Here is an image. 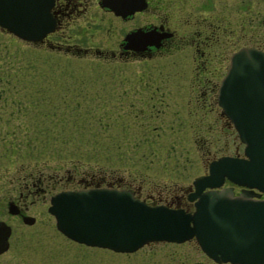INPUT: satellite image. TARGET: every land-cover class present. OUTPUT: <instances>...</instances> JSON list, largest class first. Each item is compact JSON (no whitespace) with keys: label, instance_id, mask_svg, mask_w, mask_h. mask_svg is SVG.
Here are the masks:
<instances>
[{"label":"flooded vegetation","instance_id":"af4514ba","mask_svg":"<svg viewBox=\"0 0 264 264\" xmlns=\"http://www.w3.org/2000/svg\"><path fill=\"white\" fill-rule=\"evenodd\" d=\"M47 3L51 29L35 41L14 35L16 38L77 57L93 53L102 65L149 62L150 66L140 73H122L115 83L124 79L127 87L112 89L107 94L145 95L141 103L135 105L131 100L127 105L135 106L138 112L146 111L148 121L170 111L179 124L180 112L191 126H200V118L207 128L225 133L226 148L231 147V151L207 158L199 175L205 174L208 162L219 156L245 158L244 143L218 101V88L230 68L233 51L248 47L264 54V0H48ZM0 30L8 32L4 27ZM103 79L113 84L115 77L112 74ZM84 81L80 78L66 90L81 93ZM96 82L88 78L86 83ZM14 181L0 184V245L5 242L0 248V264H187V258L175 250L159 251L153 247L157 243L176 242L151 241L127 252L72 239L57 227L48 207L51 198L62 191L122 189L148 204L191 210L193 200L188 199L193 190L191 182L177 191L167 187L146 188L112 173L80 171L75 167L21 169ZM221 186L230 187L233 194L245 192L254 198H264L263 191L228 178H224ZM100 251H110L114 256L107 257ZM135 251L148 252L135 254ZM197 251L213 264H230L214 262L199 247Z\"/></svg>","mask_w":264,"mask_h":264},{"label":"rangeland","instance_id":"374dc122","mask_svg":"<svg viewBox=\"0 0 264 264\" xmlns=\"http://www.w3.org/2000/svg\"><path fill=\"white\" fill-rule=\"evenodd\" d=\"M99 61L93 53L77 57L39 48L0 30V184L14 183L21 169L75 167L177 191L199 176L207 158L231 151L225 133L207 128L200 118L202 124L194 127L179 112L176 124L174 113L163 111L148 121L146 111L127 105L141 103L145 95L107 94L127 87L124 79L115 83L122 73H140L149 62ZM112 74L113 84L105 82ZM80 78L81 93L66 90ZM88 78L96 84L86 83ZM153 247L175 250L187 264H213L193 239ZM142 252L148 251L134 253Z\"/></svg>","mask_w":264,"mask_h":264},{"label":"water","instance_id":"95a60500","mask_svg":"<svg viewBox=\"0 0 264 264\" xmlns=\"http://www.w3.org/2000/svg\"><path fill=\"white\" fill-rule=\"evenodd\" d=\"M47 1L0 0V27L26 41L40 39L52 27ZM230 61L218 101L244 143L245 158L210 160L207 172L191 181V210L148 204L122 189L62 191L48 207L57 227L72 239L115 251L193 239L214 262L264 264V198L221 186L228 178L264 192V54L241 47Z\"/></svg>","mask_w":264,"mask_h":264},{"label":"trees","instance_id":"16d2710c","mask_svg":"<svg viewBox=\"0 0 264 264\" xmlns=\"http://www.w3.org/2000/svg\"><path fill=\"white\" fill-rule=\"evenodd\" d=\"M12 149L14 150V148L12 147Z\"/></svg>","mask_w":264,"mask_h":264}]
</instances>
